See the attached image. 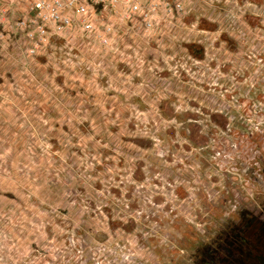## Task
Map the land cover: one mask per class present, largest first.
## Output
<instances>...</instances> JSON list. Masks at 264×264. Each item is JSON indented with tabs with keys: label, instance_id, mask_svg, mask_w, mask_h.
Instances as JSON below:
<instances>
[{
	"label": "rangeland",
	"instance_id": "obj_1",
	"mask_svg": "<svg viewBox=\"0 0 264 264\" xmlns=\"http://www.w3.org/2000/svg\"><path fill=\"white\" fill-rule=\"evenodd\" d=\"M35 1L0 0V264H253L264 0H71L44 38Z\"/></svg>",
	"mask_w": 264,
	"mask_h": 264
},
{
	"label": "built area",
	"instance_id": "obj_2",
	"mask_svg": "<svg viewBox=\"0 0 264 264\" xmlns=\"http://www.w3.org/2000/svg\"><path fill=\"white\" fill-rule=\"evenodd\" d=\"M121 1V5L126 10L125 13L130 16L132 14L137 13L141 6L140 1L141 0H92L93 4H98L101 6V9L107 10L111 6L114 7V2ZM71 4V0H36L34 3L33 8L37 11V15L34 18V20H30L29 23L33 24L36 28V33L40 35V37L45 36V27L49 23L53 24H68L69 20L67 18H63L60 15V12L66 8L69 7ZM118 4V3H116ZM80 14H86L87 8L84 4H80L78 7ZM26 21H23L22 24H25ZM85 29L90 31L92 30V26L86 24ZM106 33L110 32L109 27H106L105 29ZM30 38L32 37V34L29 33L28 35ZM102 40L104 38L102 37ZM107 41L104 40V43Z\"/></svg>",
	"mask_w": 264,
	"mask_h": 264
},
{
	"label": "flooded vegetation",
	"instance_id": "obj_3",
	"mask_svg": "<svg viewBox=\"0 0 264 264\" xmlns=\"http://www.w3.org/2000/svg\"><path fill=\"white\" fill-rule=\"evenodd\" d=\"M256 255V256H255ZM249 259H254V261H259L260 264H264V252L262 254L256 252H250ZM253 261V264H254Z\"/></svg>",
	"mask_w": 264,
	"mask_h": 264
}]
</instances>
